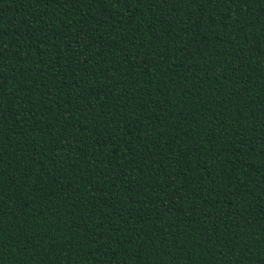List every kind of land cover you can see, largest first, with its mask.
<instances>
[{"label": "trees", "instance_id": "obj_1", "mask_svg": "<svg viewBox=\"0 0 264 264\" xmlns=\"http://www.w3.org/2000/svg\"><path fill=\"white\" fill-rule=\"evenodd\" d=\"M0 264H264V0H0Z\"/></svg>", "mask_w": 264, "mask_h": 264}, {"label": "snow or ice", "instance_id": "obj_2", "mask_svg": "<svg viewBox=\"0 0 264 264\" xmlns=\"http://www.w3.org/2000/svg\"><path fill=\"white\" fill-rule=\"evenodd\" d=\"M117 2H118V0H117ZM245 2H247V0H245Z\"/></svg>", "mask_w": 264, "mask_h": 264}]
</instances>
